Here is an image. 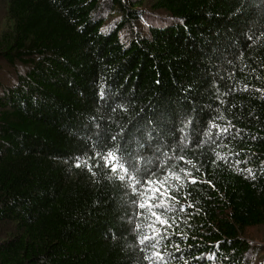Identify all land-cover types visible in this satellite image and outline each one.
Masks as SVG:
<instances>
[{
	"label": "trees",
	"instance_id": "obj_1",
	"mask_svg": "<svg viewBox=\"0 0 264 264\" xmlns=\"http://www.w3.org/2000/svg\"><path fill=\"white\" fill-rule=\"evenodd\" d=\"M5 3L0 59L24 71L0 92V264H264L247 236L264 224V0ZM117 145L167 179V223L94 155Z\"/></svg>",
	"mask_w": 264,
	"mask_h": 264
},
{
	"label": "snow or ice",
	"instance_id": "obj_2",
	"mask_svg": "<svg viewBox=\"0 0 264 264\" xmlns=\"http://www.w3.org/2000/svg\"><path fill=\"white\" fill-rule=\"evenodd\" d=\"M223 131H227L224 129ZM112 140L115 141L116 137L113 136ZM95 156H100L104 161V167L108 168L111 173H123L121 175H117L116 179L123 182L126 178L128 179H136L137 184H140L141 190L138 192L136 188H133L132 191L136 194L140 199L135 201L139 209H148L149 214L155 218L156 221L160 223H167L160 215H158L155 209L163 207L164 211H167L168 208L166 205H161L155 203L156 200H162L166 195L167 192L163 191V189L167 188V179L160 180V179H153L154 173L151 171L150 168L147 166L143 169V174L141 175V168L138 165V157L134 152L129 151L126 148L117 147L114 150H108L106 153L96 152ZM181 159H184L181 157ZM81 159L80 157L76 158V167H80ZM99 167V165H96ZM85 167L88 168L89 171H92V165H89L85 162ZM175 179H179L178 176ZM190 183H196L195 178L190 179ZM183 210V209H181ZM141 213H137L140 215ZM139 228V225L136 226ZM153 238L149 236H144L140 239V243L144 244L145 241L149 242V246L155 248L159 244V240H156L154 243L152 242ZM143 251V249H141ZM152 255L157 258V260H163V256L159 252H153ZM145 260H148L149 257L145 255Z\"/></svg>",
	"mask_w": 264,
	"mask_h": 264
},
{
	"label": "rangeland",
	"instance_id": "obj_3",
	"mask_svg": "<svg viewBox=\"0 0 264 264\" xmlns=\"http://www.w3.org/2000/svg\"><path fill=\"white\" fill-rule=\"evenodd\" d=\"M7 5L5 0H0V32L7 28L9 22H7ZM23 65L18 63V67L12 69L4 61L0 59V92L3 91V87L10 86L16 80L17 72H23ZM247 236L250 237L256 245L264 247V224L261 227H251L247 230Z\"/></svg>",
	"mask_w": 264,
	"mask_h": 264
}]
</instances>
